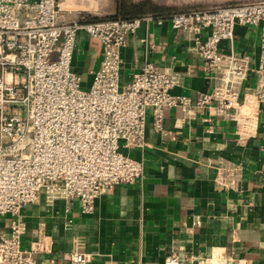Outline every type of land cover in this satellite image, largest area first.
<instances>
[{"label": "crops", "instance_id": "1", "mask_svg": "<svg viewBox=\"0 0 264 264\" xmlns=\"http://www.w3.org/2000/svg\"><path fill=\"white\" fill-rule=\"evenodd\" d=\"M59 5L64 21L97 14L83 0ZM193 47L167 21L143 22L127 37L119 49L120 84L151 62L178 78L170 93L187 97L190 111L164 108L157 130L146 109L143 145L121 147L141 163V176L102 193L92 214L80 213L77 200L49 199L45 191L22 207L20 246L34 250L37 264H73V250L89 253L87 264H165L173 252L179 264H264V102L252 98L259 30L236 23L233 39L220 44L248 67L238 107L223 114L195 104L217 80ZM101 60L99 41L79 30L71 69L82 88L90 86ZM9 223L0 215V236L9 234Z\"/></svg>", "mask_w": 264, "mask_h": 264}, {"label": "built area", "instance_id": "2", "mask_svg": "<svg viewBox=\"0 0 264 264\" xmlns=\"http://www.w3.org/2000/svg\"><path fill=\"white\" fill-rule=\"evenodd\" d=\"M147 21H167L194 42L203 68L217 80L195 104L218 114L238 107L239 85L248 75L246 61L220 44L233 39L236 23L256 27L252 98L264 102V0L86 22L64 21L59 0H0V215L10 217L9 234L0 236V264H37L34 250L20 246V211L41 191L49 199L77 200L80 213L92 214L102 193L141 176V163L121 147L143 145L146 109L157 130L164 108L189 113V99L170 93L178 78L151 62L120 84L119 49ZM79 30L102 47L87 89L71 69ZM69 260L87 264L91 255L73 250ZM164 263L179 264L181 256L170 253Z\"/></svg>", "mask_w": 264, "mask_h": 264}, {"label": "trees", "instance_id": "3", "mask_svg": "<svg viewBox=\"0 0 264 264\" xmlns=\"http://www.w3.org/2000/svg\"><path fill=\"white\" fill-rule=\"evenodd\" d=\"M195 9V8H190ZM185 9V10H190ZM180 10V11H185ZM174 7H169L162 5L158 2H154L153 0H114V9L113 13L110 15H106L103 17H95V16H83L78 18L79 21H96L106 18H134L140 17L144 15H163L167 13L177 12Z\"/></svg>", "mask_w": 264, "mask_h": 264}, {"label": "rangeland", "instance_id": "4", "mask_svg": "<svg viewBox=\"0 0 264 264\" xmlns=\"http://www.w3.org/2000/svg\"><path fill=\"white\" fill-rule=\"evenodd\" d=\"M61 1V0H59ZM138 1V0H131ZM154 2H158L162 5L174 7L176 10H185L190 8H204V7H212V6H223V5H233L251 2L254 0H153ZM90 9L95 8L94 11L97 14H89L87 12H83L79 14L80 17L88 15L95 17H103L106 15H110L113 13L114 8V0H83ZM62 14V12H61ZM75 20V19H74Z\"/></svg>", "mask_w": 264, "mask_h": 264}, {"label": "bare ground", "instance_id": "5", "mask_svg": "<svg viewBox=\"0 0 264 264\" xmlns=\"http://www.w3.org/2000/svg\"><path fill=\"white\" fill-rule=\"evenodd\" d=\"M60 9H61V6L59 5Z\"/></svg>", "mask_w": 264, "mask_h": 264}]
</instances>
